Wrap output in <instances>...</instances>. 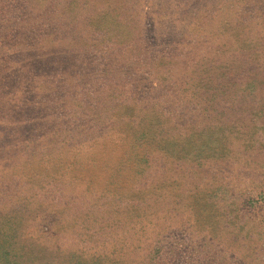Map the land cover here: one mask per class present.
Returning a JSON list of instances; mask_svg holds the SVG:
<instances>
[{
    "label": "rangeland",
    "instance_id": "374dc122",
    "mask_svg": "<svg viewBox=\"0 0 264 264\" xmlns=\"http://www.w3.org/2000/svg\"><path fill=\"white\" fill-rule=\"evenodd\" d=\"M0 264H264V0H0Z\"/></svg>",
    "mask_w": 264,
    "mask_h": 264
}]
</instances>
